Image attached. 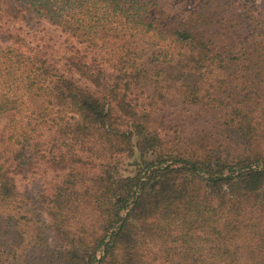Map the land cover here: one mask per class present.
<instances>
[{
    "label": "trees",
    "instance_id": "1",
    "mask_svg": "<svg viewBox=\"0 0 264 264\" xmlns=\"http://www.w3.org/2000/svg\"><path fill=\"white\" fill-rule=\"evenodd\" d=\"M159 1L0 0V264H264V18Z\"/></svg>",
    "mask_w": 264,
    "mask_h": 264
},
{
    "label": "rangeland",
    "instance_id": "2",
    "mask_svg": "<svg viewBox=\"0 0 264 264\" xmlns=\"http://www.w3.org/2000/svg\"><path fill=\"white\" fill-rule=\"evenodd\" d=\"M202 1L203 0H160L157 3L156 9L163 11L164 15L167 17H175L177 19H181L187 16V14L192 9L197 7ZM235 1L241 7L252 10L253 14L257 18H264V0ZM35 30L39 35L45 34L46 37H50L53 40H56L57 44L64 40V35L58 29L43 20L37 21L34 28L32 30L29 29L28 31L33 33ZM158 107L161 109L160 112H158L157 125L161 127V124L167 123L168 126L164 129L168 132H172L173 129H175L176 133L174 134L181 135L182 133H193L196 130L206 128L205 123L208 120V117H206L205 115H199L200 111H197L195 107H190L188 109H183L181 107H170L167 105H158ZM4 123L5 118L1 117L0 129ZM168 127H171V129H169ZM49 167V164L42 163L34 168H31L29 171H25L24 173L16 176V184L19 191L21 193L33 194L35 193V191H41L48 188L49 183L54 180L55 176V172ZM123 170L128 171L131 170V168L124 165ZM36 207H38V205ZM36 210L39 209L37 208ZM41 216L44 221L47 219L43 212L41 213ZM46 231L48 233V236L52 237V234H49L47 229Z\"/></svg>",
    "mask_w": 264,
    "mask_h": 264
}]
</instances>
